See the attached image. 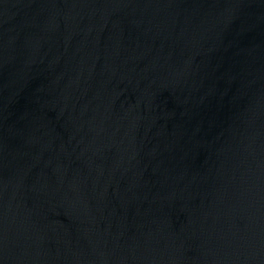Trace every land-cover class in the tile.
Instances as JSON below:
<instances>
[{
  "label": "water",
  "instance_id": "water-1",
  "mask_svg": "<svg viewBox=\"0 0 264 264\" xmlns=\"http://www.w3.org/2000/svg\"><path fill=\"white\" fill-rule=\"evenodd\" d=\"M0 264H264V0H0Z\"/></svg>",
  "mask_w": 264,
  "mask_h": 264
}]
</instances>
